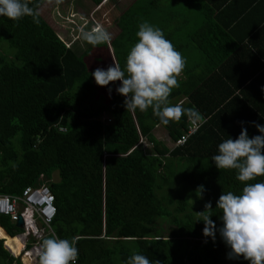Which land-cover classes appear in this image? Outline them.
Returning a JSON list of instances; mask_svg holds the SVG:
<instances>
[{
  "label": "trees",
  "instance_id": "trees-1",
  "mask_svg": "<svg viewBox=\"0 0 264 264\" xmlns=\"http://www.w3.org/2000/svg\"><path fill=\"white\" fill-rule=\"evenodd\" d=\"M48 1L29 4L40 11ZM90 1L100 6L105 0ZM155 3L132 0L120 16L118 25L126 24L113 53L122 68L137 42L133 30L151 9L163 11ZM198 38L207 64L201 73L184 68L169 97L206 120L189 136L193 123L184 116L157 126L151 108L126 111L118 81L98 86L86 56L68 47L41 14L39 23L0 17V41L13 50L0 51V194L21 195L47 182L57 208L50 228L59 238H77L76 264H126L133 253L159 264H225L230 249L218 232L214 242L204 237V223L197 222L202 217L193 214L190 200L200 195L211 202V219L221 226L219 197L239 194L244 185L234 170L217 169L211 158L242 127L250 138L260 134L255 124H264V77L253 71L239 80L244 66L234 62L236 44L220 54L221 37ZM160 127L174 142L188 134L187 141L168 148L153 135ZM144 140L151 150L143 149ZM0 224L11 237L22 232L8 217L0 216ZM232 260L249 264L242 257ZM0 264H22L3 241Z\"/></svg>",
  "mask_w": 264,
  "mask_h": 264
},
{
  "label": "clouds",
  "instance_id": "clouds-1",
  "mask_svg": "<svg viewBox=\"0 0 264 264\" xmlns=\"http://www.w3.org/2000/svg\"><path fill=\"white\" fill-rule=\"evenodd\" d=\"M39 15L37 8L30 6L29 0H0V17L14 21L32 17L34 23H39ZM135 35L137 42L131 46L123 68L115 62L106 70L97 68L91 73L95 83L104 87L120 81L116 92L126 97L123 104L126 111L145 112L151 108L158 118L157 126H167L182 116L193 124L204 122L194 107L184 108L169 101L173 89L179 87L178 76L186 61L165 37L164 31L144 21L139 24ZM81 38L97 46L110 43L112 36L102 25L95 24L89 30L82 31ZM255 128L259 135L250 138L247 129L242 127L236 139L229 137L218 145V154L211 158L215 167L234 170L236 179L244 186L239 194L228 191L219 197L216 203V209L220 210L219 228L211 219V202L205 205L204 212L197 214L202 217L197 222L204 223L203 235L213 242L219 233L222 242L230 249L228 259L242 257L249 264H264V180L252 182L264 177V124H255ZM200 191H203L202 187ZM76 245V237L67 239L50 235L42 239L39 245L36 253L38 264H76ZM126 264L159 262L133 253Z\"/></svg>",
  "mask_w": 264,
  "mask_h": 264
},
{
  "label": "crops",
  "instance_id": "crops-1",
  "mask_svg": "<svg viewBox=\"0 0 264 264\" xmlns=\"http://www.w3.org/2000/svg\"><path fill=\"white\" fill-rule=\"evenodd\" d=\"M154 5L163 11L156 13L151 9L147 21L164 31L184 57L185 69L201 73L205 68L207 60L196 39L208 34L221 37L220 54L232 46L230 42L236 44L234 62L244 66L239 80L253 71L264 77V0H156ZM167 147L175 148L176 142L174 147Z\"/></svg>",
  "mask_w": 264,
  "mask_h": 264
},
{
  "label": "rangeland",
  "instance_id": "rangeland-1",
  "mask_svg": "<svg viewBox=\"0 0 264 264\" xmlns=\"http://www.w3.org/2000/svg\"><path fill=\"white\" fill-rule=\"evenodd\" d=\"M131 3L132 0H105L100 6L94 7V3L90 0H49L39 12L68 47H72L78 55H85L87 63L95 68V70L97 68H103L106 70L109 66L113 65L114 62L118 63L117 58L113 53V42L118 41L119 37L122 36L120 35L121 28H123L126 23H119L118 25V20ZM89 20L91 21L90 23L93 22L92 25H88ZM95 24L102 25L111 34L112 39L110 43H107L106 45L101 44L90 48V44L82 40L81 33L82 31L89 30L88 27L91 28ZM133 32L136 34L137 29H134ZM0 51L4 54L13 52L10 45L4 40L0 41ZM87 51L88 54H86ZM10 57H12V55H10ZM118 83L121 84L120 81H118ZM153 135L159 142L166 146H175V142L171 140L168 132L164 128L160 127L154 130ZM144 141L146 144L142 145L143 149L146 151L151 150L152 144L147 140ZM54 178L57 182V174L54 175ZM175 193L176 191H173L172 194L174 195ZM190 202L191 206L189 208L193 207L191 211L196 216H198L197 214L204 212L205 205L208 204V202L200 195L196 197V200L191 199ZM170 209L172 210L173 207ZM164 227L165 229H168L170 227L169 222L165 223ZM3 230L5 233H8L5 228H3ZM169 231L170 230L164 232V235L168 236ZM24 255L25 254L23 253L22 256L14 257L20 259L21 263L24 264ZM227 257L228 254L226 255L225 264H234L233 260L228 259Z\"/></svg>",
  "mask_w": 264,
  "mask_h": 264
},
{
  "label": "built area",
  "instance_id": "built-area-1",
  "mask_svg": "<svg viewBox=\"0 0 264 264\" xmlns=\"http://www.w3.org/2000/svg\"><path fill=\"white\" fill-rule=\"evenodd\" d=\"M197 128L196 123L190 126L189 136L195 133ZM187 138L188 134L182 136L176 142V146L185 144ZM56 214L55 196L47 182L39 186H28L22 191L21 195L0 194V216L8 217L15 225H17L19 218L24 221V226L21 228L22 232L17 236L23 238L24 248L22 252L25 255L33 254L34 251L37 253L41 240L46 235L53 234L50 227ZM0 227L3 229L1 224ZM0 241H3L4 247L8 252L16 256L5 245V239H0ZM29 245H31L30 249H28ZM34 259L38 263L37 255L34 256Z\"/></svg>",
  "mask_w": 264,
  "mask_h": 264
},
{
  "label": "bare ground",
  "instance_id": "bare-ground-1",
  "mask_svg": "<svg viewBox=\"0 0 264 264\" xmlns=\"http://www.w3.org/2000/svg\"><path fill=\"white\" fill-rule=\"evenodd\" d=\"M0 239H5L6 246L12 251V253L16 256H22L23 255V248H24V242L22 237H10L8 236L3 229L0 227ZM33 255V256H32ZM36 255L35 251L33 254L29 253L24 255L23 262L24 264H36V261L34 259V256Z\"/></svg>",
  "mask_w": 264,
  "mask_h": 264
},
{
  "label": "water",
  "instance_id": "water-1",
  "mask_svg": "<svg viewBox=\"0 0 264 264\" xmlns=\"http://www.w3.org/2000/svg\"><path fill=\"white\" fill-rule=\"evenodd\" d=\"M23 226H24V221H23L22 218H19V221H18V223H17V227H19V228H23Z\"/></svg>",
  "mask_w": 264,
  "mask_h": 264
}]
</instances>
